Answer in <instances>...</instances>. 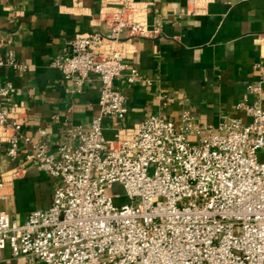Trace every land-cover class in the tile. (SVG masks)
<instances>
[{
    "label": "built area",
    "instance_id": "2783aa9c",
    "mask_svg": "<svg viewBox=\"0 0 264 264\" xmlns=\"http://www.w3.org/2000/svg\"><path fill=\"white\" fill-rule=\"evenodd\" d=\"M140 5L114 0L100 12L105 34L74 35L52 62L77 93L90 78L99 82V114L87 130L66 115L64 141L53 150L23 134L21 107L0 104L6 158L30 146L24 159L56 181L50 206L17 223L3 210L8 193L0 179V250L8 246L29 264H264V161L257 157L264 152V108L238 104L248 124L229 118L203 126L182 111L176 123L150 116L116 128L111 138L103 134L105 118L121 121L128 112L114 81L151 85L124 63L126 39L159 33L141 22ZM197 5L189 0L188 12H198ZM2 67L25 71L12 53ZM12 93L0 86V100ZM160 101L166 107L174 99L162 94ZM115 183L125 191L120 206L106 195Z\"/></svg>",
    "mask_w": 264,
    "mask_h": 264
},
{
    "label": "crops",
    "instance_id": "0c3cea01",
    "mask_svg": "<svg viewBox=\"0 0 264 264\" xmlns=\"http://www.w3.org/2000/svg\"><path fill=\"white\" fill-rule=\"evenodd\" d=\"M136 1L143 10L141 22L148 29L157 26L159 33L154 39H126L124 63L151 85L114 81L128 112L121 121H102L106 138L150 116L176 123L188 111L200 125L217 128L229 118L250 122L238 104L264 108V0H195V14L188 12L189 0ZM112 6L114 0H0V60L12 53L25 66L24 72L0 68V86L13 89L0 104L8 111L23 109V134L33 141L43 140L54 150L64 141L66 115L85 130L98 116L97 79L90 78L77 93L52 62L74 35L105 34L100 12ZM250 86H258V93L250 92ZM162 94L174 102L162 107ZM30 152V146L22 145L18 156L8 160L0 132V179L8 193L2 207L17 223L33 210L48 208L56 185L37 163L24 159ZM0 264L29 263L13 257L6 246Z\"/></svg>",
    "mask_w": 264,
    "mask_h": 264
},
{
    "label": "rangeland",
    "instance_id": "374dc122",
    "mask_svg": "<svg viewBox=\"0 0 264 264\" xmlns=\"http://www.w3.org/2000/svg\"><path fill=\"white\" fill-rule=\"evenodd\" d=\"M257 155H258L257 157L259 159L264 161V152H261V153L259 152ZM151 172H152V167H150V169H149V174H151ZM106 195L108 197H112V198H114L115 196L118 197V199H114V201H113V204L115 206H120L124 203H127L126 198H125V191H124L123 187L118 183H115L110 188H108L106 190Z\"/></svg>",
    "mask_w": 264,
    "mask_h": 264
}]
</instances>
